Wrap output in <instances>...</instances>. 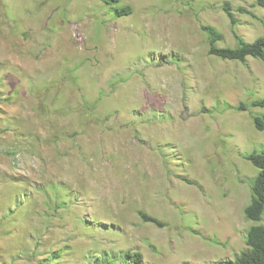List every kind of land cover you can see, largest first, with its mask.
Instances as JSON below:
<instances>
[{"label": "rangeland", "instance_id": "374dc122", "mask_svg": "<svg viewBox=\"0 0 264 264\" xmlns=\"http://www.w3.org/2000/svg\"><path fill=\"white\" fill-rule=\"evenodd\" d=\"M126 4L119 17L101 0H0V264H121L127 249L215 264L246 248L264 64L211 55L201 24L235 47L234 30L264 35L239 8L264 7Z\"/></svg>", "mask_w": 264, "mask_h": 264}, {"label": "trees", "instance_id": "16d2710c", "mask_svg": "<svg viewBox=\"0 0 264 264\" xmlns=\"http://www.w3.org/2000/svg\"><path fill=\"white\" fill-rule=\"evenodd\" d=\"M107 5H112L117 16L122 17L133 13V7L131 5H121V0H101ZM257 3L264 7V0H256ZM224 10L228 14L231 24L234 26L238 20L231 7L230 2H226ZM240 12L249 13L255 18L259 19L264 26V19L257 16L251 10L241 7ZM202 29L207 33L209 38V53L211 55H217L223 59L239 60L245 62L249 56L260 59L264 64V35L257 37L253 41H247L244 37L234 30L235 38L238 45L231 46H219L218 41L224 38L223 32H221L216 26L212 24H201ZM256 107H264V97L254 100L252 103ZM239 110H246L247 105L241 103L238 106ZM255 127L259 130H264V115L256 116L254 118ZM246 158L257 168L256 179L252 185L251 196L248 204L244 208V214L248 220L257 222L248 229L246 248L240 253H237L235 258L230 261H221L215 264H264V223H260L263 220L264 215V152L253 151L246 155ZM188 183H194L187 177H183ZM142 220L146 222L155 223L158 226H165V222L158 217L150 215L144 211H140ZM259 222V223H258ZM112 258L114 256L112 254ZM121 264H143L144 256L140 251L127 249L122 254ZM102 262H99L101 264ZM183 264H194L186 261Z\"/></svg>", "mask_w": 264, "mask_h": 264}]
</instances>
